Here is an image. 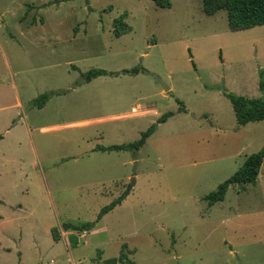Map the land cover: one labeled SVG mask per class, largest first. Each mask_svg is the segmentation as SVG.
<instances>
[{"label":"rangeland","instance_id":"obj_1","mask_svg":"<svg viewBox=\"0 0 264 264\" xmlns=\"http://www.w3.org/2000/svg\"><path fill=\"white\" fill-rule=\"evenodd\" d=\"M170 1L0 0V264L121 251L135 264H264V160L257 182L203 199L264 147V120L237 125L222 93L264 97V24L232 31L223 9ZM124 12L130 30L116 36ZM91 68L117 74L75 85ZM168 111L137 151L93 150L138 139ZM121 195L68 246L63 222L94 221Z\"/></svg>","mask_w":264,"mask_h":264},{"label":"trees","instance_id":"obj_2","mask_svg":"<svg viewBox=\"0 0 264 264\" xmlns=\"http://www.w3.org/2000/svg\"><path fill=\"white\" fill-rule=\"evenodd\" d=\"M156 6L170 7V0H152ZM201 9L207 15H213L217 11L223 9L226 12L228 27L232 31L251 28L257 25L264 24V0H201ZM126 12L120 14L118 17L113 19L112 31L116 36H120L130 30V27L125 22ZM141 70L140 67H133L131 69H123L122 73L133 74ZM113 75L117 72H111L100 68H91L86 72L81 73L80 78L75 81V85H81L90 82L97 76L101 75ZM259 90L264 93V69L259 71ZM213 88H215L213 86ZM54 92H43L32 100L33 106L41 108L44 106L46 101ZM223 95L230 101L237 125L243 126L248 122L264 120V97L249 98L242 95H237L231 92H227L222 89ZM172 112L168 111L158 117L155 123H152L144 131L140 133V137L132 142L111 144V145H96L93 150L101 151H137L146 142V139L156 130L157 125L164 122ZM264 158V147L253 152L246 157L242 165L223 182H221L214 191L204 195L203 199L207 200L208 205H212L215 202L222 201L227 188L232 184H246L255 183L259 169ZM124 195L117 197L112 200L109 204L103 206L94 221H86L78 224L72 222H63L62 229L72 230L69 236L70 244L76 246L77 234L88 231L94 228L96 223L102 218L104 214L112 210L117 204L120 203ZM51 235L54 240L60 239L59 229L53 227L51 229ZM101 253L97 250V255ZM135 264L134 262L127 260L123 251H121L117 257L110 258L105 261L104 264Z\"/></svg>","mask_w":264,"mask_h":264},{"label":"crops","instance_id":"obj_3","mask_svg":"<svg viewBox=\"0 0 264 264\" xmlns=\"http://www.w3.org/2000/svg\"><path fill=\"white\" fill-rule=\"evenodd\" d=\"M169 89H170V88H169ZM169 89H168V90H169ZM132 111H136L134 107L132 108ZM235 118H236V117H235ZM260 121H261V120H260ZM49 127H50V126H47V127L42 128V129H47V128H49ZM51 127H52V126H51ZM53 127H54V126H53ZM220 130H221V129H220ZM153 133H154V132H153ZM153 133H152V134H153ZM152 134H151V135H152ZM146 140H147V139H146ZM144 144H145V143H144ZM144 144H143V145H144ZM246 157H247V156H246ZM245 159H246V158H245ZM263 160H264V158H263ZM262 163H263V162H262ZM261 165H262V164H261ZM260 168H261V167H260ZM259 170H260V169H259ZM258 174H259V173H258ZM257 176H258V175H257ZM257 178H258V177H257ZM257 178H256V180H257ZM255 182H257V181H255ZM96 224H97V223H96ZM94 227H95V226H94ZM91 231H93V229L88 230V231H84V235H83L82 238H83V239L86 238L87 235H88L89 233H91ZM73 233H75V232H73ZM71 234H72V232H71ZM71 234H70V235H71ZM60 236H61V235H60ZM77 237H78V235H77ZM59 240H60V239H59ZM59 240H58V241H59ZM68 242H69V243H68V246H70V247H76V246H78V241H77L76 246H72V245L70 244V239H68ZM64 245H65L66 248H69V247H67L66 244H64ZM101 252H103V251H101ZM67 256H68V260L71 261V264H74V263H73V260L71 259V256H70L69 253L67 254ZM98 259L100 260V262H99L100 264H104L105 261L108 260V259H110V258H105V257H103V258L100 259V256H99ZM51 262H52V260H51Z\"/></svg>","mask_w":264,"mask_h":264},{"label":"water","instance_id":"obj_4","mask_svg":"<svg viewBox=\"0 0 264 264\" xmlns=\"http://www.w3.org/2000/svg\"><path fill=\"white\" fill-rule=\"evenodd\" d=\"M162 83V85H163V88H164V90L165 91H168V86H166L163 82H161ZM135 164V163H134ZM134 172H135V170H133V174H134ZM134 184H135V176L133 175L132 177H131V183H130V185H129V188H128V190H131L132 188H133V186H134Z\"/></svg>","mask_w":264,"mask_h":264}]
</instances>
